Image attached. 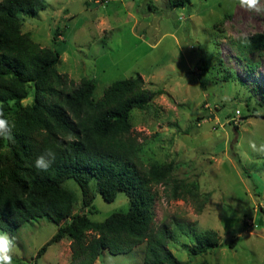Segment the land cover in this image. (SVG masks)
Returning a JSON list of instances; mask_svg holds the SVG:
<instances>
[{"label": "rangeland", "instance_id": "obj_1", "mask_svg": "<svg viewBox=\"0 0 264 264\" xmlns=\"http://www.w3.org/2000/svg\"><path fill=\"white\" fill-rule=\"evenodd\" d=\"M44 2L35 14L20 13L21 32L60 52L58 72L75 83L94 78L96 98L136 73L146 88L161 90L146 108L130 111V130L142 141L145 162H171L174 176L195 181L198 199L206 200L198 208V199H173L169 187H153L156 226L189 225L167 244L170 251L186 264H264V155L250 147L264 143V56L249 54L258 64L248 69L237 49L242 35L264 33V14L240 8L238 0H189L183 7L169 0ZM56 26L63 32L54 43ZM31 100L32 93L22 104ZM63 186L80 199L72 178ZM93 204L95 221L128 208L121 192L113 201L96 192ZM206 229L224 245L190 255L192 230ZM55 232L45 217L14 230L13 264H33ZM231 238L236 244L228 247ZM144 251L143 243L124 253L103 251L94 264H142ZM69 255V240H61L36 263L66 264Z\"/></svg>", "mask_w": 264, "mask_h": 264}, {"label": "trees", "instance_id": "obj_2", "mask_svg": "<svg viewBox=\"0 0 264 264\" xmlns=\"http://www.w3.org/2000/svg\"><path fill=\"white\" fill-rule=\"evenodd\" d=\"M188 2L169 0L173 7ZM44 7V0H0V109L15 125L12 140L0 138V230L12 235L23 224L43 217L56 225L33 264L49 245L61 240H69L66 264H94L103 251L124 253L142 243V264H186L167 244L185 234L189 225L156 226L153 187H169L173 199L188 195L195 200L198 184L175 177L171 162H145L142 141L130 130V111L146 108L161 90L146 88L136 73L112 81L96 98L94 78L82 76L75 83L58 72L60 52L40 47L21 32L20 13L35 14ZM61 32L59 26L53 28V42ZM248 38L247 44L240 39L237 49L246 67L254 69L258 61L249 54L264 56V33ZM30 93L31 102L23 105ZM48 148L56 159L47 171H38L34 162ZM68 178L78 185L80 199L63 186ZM96 192L105 201L123 193L127 210L93 220ZM205 201L196 200L198 208ZM192 232L190 255L224 245L213 229ZM227 243L233 247L236 239Z\"/></svg>", "mask_w": 264, "mask_h": 264}, {"label": "clouds", "instance_id": "obj_3", "mask_svg": "<svg viewBox=\"0 0 264 264\" xmlns=\"http://www.w3.org/2000/svg\"><path fill=\"white\" fill-rule=\"evenodd\" d=\"M240 8L257 15L264 14V6L261 5V0H238ZM242 43H249V38L246 35L241 36ZM15 125L6 116L2 109H0V138L12 140V131ZM251 149L261 155H264V143L258 146L256 143L250 144ZM56 159V153L51 148L46 149L34 162V167L38 171H47ZM15 238L10 236L7 232H0V264H13L15 255Z\"/></svg>", "mask_w": 264, "mask_h": 264}]
</instances>
